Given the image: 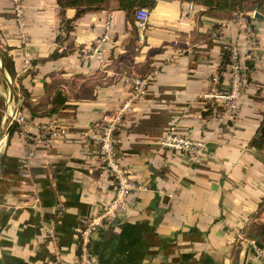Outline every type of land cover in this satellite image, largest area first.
I'll use <instances>...</instances> for the list:
<instances>
[{"label":"crops","instance_id":"obj_1","mask_svg":"<svg viewBox=\"0 0 264 264\" xmlns=\"http://www.w3.org/2000/svg\"><path fill=\"white\" fill-rule=\"evenodd\" d=\"M23 5L24 45L0 0V264L74 263L80 222L113 199L89 134L116 113L120 160L145 189L92 234L93 264H264L249 235L264 198V162L251 147L264 118V19L156 0L138 41L134 14L114 1L78 16L57 0ZM106 23L112 39L93 53ZM233 46L246 88L235 115L218 118ZM144 78L135 97L131 82ZM16 109L30 136L52 123L66 136L34 145L10 124ZM169 132L205 151L163 149Z\"/></svg>","mask_w":264,"mask_h":264},{"label":"built area","instance_id":"obj_2","mask_svg":"<svg viewBox=\"0 0 264 264\" xmlns=\"http://www.w3.org/2000/svg\"><path fill=\"white\" fill-rule=\"evenodd\" d=\"M11 8L14 16V24L21 39V44H26L27 37L24 31V5L23 0H10ZM192 7V4L190 5ZM149 20V10L146 8H138L134 12V25L139 33V40L143 41V33L145 32ZM112 31L109 23L104 26V31L99 37L98 44L93 53H99L105 43L111 40ZM253 42H251V47ZM251 47L249 51L252 50ZM229 64L227 70L229 74V93L219 97L222 100L223 110L218 118H232L238 109L239 99L243 96L245 84V67L235 46L229 50ZM25 64L30 67L31 57L29 52H24ZM150 79H134L132 89L134 96H142L145 94ZM132 97V96H131ZM133 98V97H132ZM134 99V98H133ZM125 108V107H124ZM111 117L103 116L97 124H95L89 134V138L96 147V158L101 169L109 173L111 184L113 185V199L108 206L102 210L97 216L89 219H83L79 225L78 241H77V257L73 264H93L90 237L93 233L104 229L105 223L117 218L126 206V200L133 192L144 190L135 179L132 178L130 172L123 166L117 139V132L120 125V114ZM9 122L16 126L20 135L31 140L33 144L39 145L48 142L57 136H66L67 132L56 124L41 127L34 136L28 134L29 121L25 115L18 109L9 114ZM161 147L165 150L174 151L184 154L192 159L200 157L205 151L204 142L197 140H189L185 137L169 132V134L161 142ZM254 246V243H252ZM258 257L264 262V246L256 248Z\"/></svg>","mask_w":264,"mask_h":264},{"label":"trees","instance_id":"obj_3","mask_svg":"<svg viewBox=\"0 0 264 264\" xmlns=\"http://www.w3.org/2000/svg\"><path fill=\"white\" fill-rule=\"evenodd\" d=\"M115 2L119 10L126 13H134L138 8L153 9L156 0H57L61 10L66 8L75 9L77 16L85 11L93 9L108 10L111 2ZM190 3L205 8L209 12H218L235 16H243L247 21L251 20V15L259 13L264 19V0H176ZM264 142V118L257 130V133L251 141V147L261 154ZM252 237L255 236L258 243L264 246L260 236L249 232Z\"/></svg>","mask_w":264,"mask_h":264},{"label":"rangeland","instance_id":"obj_4","mask_svg":"<svg viewBox=\"0 0 264 264\" xmlns=\"http://www.w3.org/2000/svg\"><path fill=\"white\" fill-rule=\"evenodd\" d=\"M237 21H238V19H237ZM133 26H135V25H133ZM134 30L137 31L136 27H134ZM137 33H138V31H137ZM112 36H111V39H112ZM98 40H99V38H98ZM98 40H97V42H98ZM137 40L139 41V39H137ZM97 42L95 43V47H94L93 51L96 49V46L98 44ZM260 144L264 145V142H261ZM261 158L264 162V147H262ZM255 215H256L255 221H252L249 224V232L258 234L260 236V240L264 243V198L262 200V203L260 204L259 210H257Z\"/></svg>","mask_w":264,"mask_h":264},{"label":"water","instance_id":"obj_5","mask_svg":"<svg viewBox=\"0 0 264 264\" xmlns=\"http://www.w3.org/2000/svg\"><path fill=\"white\" fill-rule=\"evenodd\" d=\"M253 17L256 18V19L263 20V17L259 13H254ZM259 247H260V245H259Z\"/></svg>","mask_w":264,"mask_h":264}]
</instances>
